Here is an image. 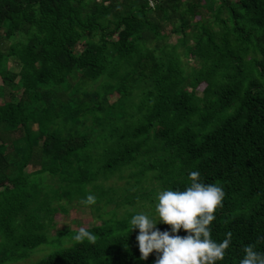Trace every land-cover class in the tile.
I'll return each instance as SVG.
<instances>
[{"label":"trees","instance_id":"trees-1","mask_svg":"<svg viewBox=\"0 0 264 264\" xmlns=\"http://www.w3.org/2000/svg\"><path fill=\"white\" fill-rule=\"evenodd\" d=\"M0 81V264L92 191L127 216L36 264H155L130 218L192 172L226 193L220 264L264 252V0H0Z\"/></svg>","mask_w":264,"mask_h":264},{"label":"clouds","instance_id":"clouds-1","mask_svg":"<svg viewBox=\"0 0 264 264\" xmlns=\"http://www.w3.org/2000/svg\"><path fill=\"white\" fill-rule=\"evenodd\" d=\"M198 172L189 174L191 183L183 190L168 188L156 193L154 212H135L130 218L129 234L138 229L136 240L142 259L154 251L158 254L155 264H220L232 242V233L222 241L211 235V224L216 211L223 206L225 191L221 185L207 184L199 179ZM81 203L94 205L96 197L88 194ZM165 223L170 230L161 231L157 225ZM186 235L181 236V229ZM128 234V235H129ZM74 239L78 242L95 241V236L80 228ZM258 239L264 240V237ZM240 264H264V252L255 245L244 247Z\"/></svg>","mask_w":264,"mask_h":264},{"label":"rangeland","instance_id":"rangeland-1","mask_svg":"<svg viewBox=\"0 0 264 264\" xmlns=\"http://www.w3.org/2000/svg\"><path fill=\"white\" fill-rule=\"evenodd\" d=\"M172 42H176L177 39L175 35H171ZM82 48L81 45L78 46V49L80 50ZM9 67L13 69L14 63L12 61L9 62ZM15 68V67H14ZM1 83V81H0ZM116 95H110V100L114 101L116 100ZM2 99H9L8 95L1 98ZM34 169L33 166L30 167V170ZM114 181H117L116 178H114ZM118 185H121L124 180L117 181ZM145 187L150 188V183H144ZM160 189L158 188L157 191ZM83 194V193H82ZM81 194V195H82ZM90 194H93L96 197V203L94 205H91L94 210H92L91 206H86L81 203V200L78 199H84L83 197L77 196L78 199H72V203H66V210L57 212L54 216L55 218V224L54 227H52L49 231V234L53 236H57L58 232L61 230H64L61 232V235L58 237V239H51L49 242L42 244L39 246L33 253L25 258L22 261L14 262L12 264H36L39 260L45 258L48 254H50L53 250L58 249L60 246V243L63 247H69L72 245L71 239H73L74 233H72V229H80V228H90L94 225H101L103 222V219H106L105 221L114 220L117 217L120 216V218L127 216V213L124 209L122 210H113V204H110L108 206L107 203L114 202L115 199L112 200V198H109L108 201H102L100 200V197L98 196V191H92ZM112 194V193H111ZM114 196V194H112ZM100 200V201H99ZM142 203V202H141ZM148 204L146 207L142 206L141 204L137 207V210L139 212H154L155 203H152L149 205L148 202H145ZM99 215V216H98ZM101 215L106 216L107 218L102 217ZM4 245V241L2 244H0V252L2 246ZM65 245V246H64ZM3 249V248H2Z\"/></svg>","mask_w":264,"mask_h":264},{"label":"built area","instance_id":"built-area-1","mask_svg":"<svg viewBox=\"0 0 264 264\" xmlns=\"http://www.w3.org/2000/svg\"><path fill=\"white\" fill-rule=\"evenodd\" d=\"M152 2V1H151Z\"/></svg>","mask_w":264,"mask_h":264}]
</instances>
